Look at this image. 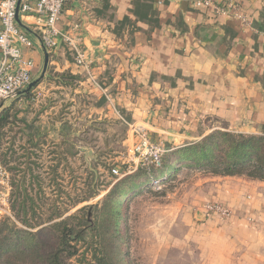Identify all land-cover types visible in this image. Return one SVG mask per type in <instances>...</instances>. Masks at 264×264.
Segmentation results:
<instances>
[{
    "label": "crops",
    "instance_id": "crops-1",
    "mask_svg": "<svg viewBox=\"0 0 264 264\" xmlns=\"http://www.w3.org/2000/svg\"><path fill=\"white\" fill-rule=\"evenodd\" d=\"M196 1L71 0L57 27L77 39L100 88L61 40L48 52L41 78L45 55L37 21L20 16L35 45L25 51L35 63L33 81L41 80L45 97L50 90L84 97L89 117L121 125L143 120L170 152L215 131L264 135V0H233L251 26L234 14L197 8ZM64 74L74 78L72 85L54 79ZM211 181L182 202L186 210L196 208L200 227L192 239L204 244L203 264H263L264 182ZM208 203L227 207L231 218L208 214Z\"/></svg>",
    "mask_w": 264,
    "mask_h": 264
},
{
    "label": "rangeland",
    "instance_id": "rangeland-1",
    "mask_svg": "<svg viewBox=\"0 0 264 264\" xmlns=\"http://www.w3.org/2000/svg\"><path fill=\"white\" fill-rule=\"evenodd\" d=\"M38 83L31 99L20 97L0 103V114L9 111L13 118L0 142V165L9 176L11 188L9 208H5L6 214L0 211V222H7L11 229L27 230L18 209V199L22 200L26 192L36 200L32 211L28 203V217H35L34 223H43L60 212L66 218L85 207L90 208L86 214L90 213L88 219L93 223L115 185L139 167L155 165L134 153L137 138L131 127H146L149 139L162 146L164 143L153 139L143 120L121 125L113 118L89 117L92 110L87 99L73 97L70 91L57 94L55 90L45 97L44 88H39L41 80ZM169 177L171 174H165L136 191L127 203L121 228L129 264L205 262L204 244L192 239L200 227L196 208L186 210L182 202L194 188L198 192L199 188L212 186L216 176L181 167L175 179L166 181ZM0 192H5L2 186ZM77 220L72 221L75 226ZM85 236L91 239L89 231ZM85 249L80 246V253ZM86 254L83 264H93L90 253ZM80 259L71 262L80 264Z\"/></svg>",
    "mask_w": 264,
    "mask_h": 264
},
{
    "label": "trees",
    "instance_id": "trees-1",
    "mask_svg": "<svg viewBox=\"0 0 264 264\" xmlns=\"http://www.w3.org/2000/svg\"><path fill=\"white\" fill-rule=\"evenodd\" d=\"M54 79L64 85H72L74 81L69 74L56 75ZM21 97L31 99V92ZM12 119L9 111L0 114V142ZM167 153L158 168L141 166L115 185L99 208V219L94 216L93 223L88 219L90 213L86 214L89 207L66 218L60 212L43 223H34L35 217H28V203L32 211L36 200L24 192L22 200L18 199V209L22 212L20 221L27 230L11 229L7 222H0V264H72L79 256L83 264L88 252L93 264H129L123 250L125 237L121 228L128 201L136 191L165 174H171L166 181L175 179L181 167L202 170L216 177H245L264 182V135L215 131L198 143ZM76 219L75 226L72 221ZM46 224L49 225L44 226ZM36 229L39 230L33 232ZM87 231L91 234L90 240L85 236ZM81 244L86 247L83 253H80Z\"/></svg>",
    "mask_w": 264,
    "mask_h": 264
},
{
    "label": "built area",
    "instance_id": "built-area-1",
    "mask_svg": "<svg viewBox=\"0 0 264 264\" xmlns=\"http://www.w3.org/2000/svg\"><path fill=\"white\" fill-rule=\"evenodd\" d=\"M19 1L0 0V103L20 98L33 82L35 63L26 57L25 51L33 50L35 45L29 35L16 22ZM70 1L21 0L19 15L35 16L40 43L46 47L48 52L54 51L60 40L66 43L72 53L76 55V65L86 71L88 81L100 88L98 81L91 73V66L80 49L77 39L71 32L61 31L57 27L64 9ZM195 6L197 8H212L216 15L234 14L244 24L251 26V22L241 15L239 6L234 5L233 0H225L222 5L214 4L210 0H198L195 2ZM145 128L136 125L131 127L137 138L134 153L143 161L151 160L153 164L160 166L161 159L167 151L161 144L149 139L148 130ZM113 172L117 174V170H113ZM0 185L5 191L0 192V197H2L0 211L6 214L5 208H9L11 188L9 187V176L1 165ZM204 208L208 214H216L225 220L232 216L231 211L221 204L208 203Z\"/></svg>",
    "mask_w": 264,
    "mask_h": 264
},
{
    "label": "water",
    "instance_id": "water-1",
    "mask_svg": "<svg viewBox=\"0 0 264 264\" xmlns=\"http://www.w3.org/2000/svg\"><path fill=\"white\" fill-rule=\"evenodd\" d=\"M20 4H21V0L19 1V6H18V9H17V14H16V22L17 24L22 28V29H25V30H28V28L22 23L21 19H20V15H19V8H20ZM42 48L44 50V55H45V64H44V70H43V73H42V76L41 78H43L47 72V69H48V66H49V53L46 49V47L44 45H42ZM40 80H36V81H33L29 86L28 88L23 92V94H27L29 93L36 85L37 83L39 82Z\"/></svg>",
    "mask_w": 264,
    "mask_h": 264
}]
</instances>
